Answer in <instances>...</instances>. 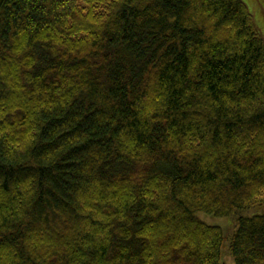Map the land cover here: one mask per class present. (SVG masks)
Here are the masks:
<instances>
[{
  "label": "trees",
  "instance_id": "obj_1",
  "mask_svg": "<svg viewBox=\"0 0 264 264\" xmlns=\"http://www.w3.org/2000/svg\"><path fill=\"white\" fill-rule=\"evenodd\" d=\"M262 195L264 37L242 0H0V264H221L196 214ZM229 252L264 264V212Z\"/></svg>",
  "mask_w": 264,
  "mask_h": 264
},
{
  "label": "rangeland",
  "instance_id": "obj_2",
  "mask_svg": "<svg viewBox=\"0 0 264 264\" xmlns=\"http://www.w3.org/2000/svg\"><path fill=\"white\" fill-rule=\"evenodd\" d=\"M242 1L247 6L249 12L252 14L255 25L259 29L261 35L264 37V21L262 22L258 14V10H259L258 4L260 5V9H261L262 7H264V0H260L259 3L258 1L256 3L253 0H242ZM263 198L264 196L262 195L261 199ZM259 212H264L263 207L254 208L246 212L233 211L230 213V215L223 218H216L204 213L196 214V217L205 224L209 226L219 227L223 231L224 244L222 248L221 264H234L233 258L231 257L229 252V242L236 230L238 218L241 217V215L248 217L258 214Z\"/></svg>",
  "mask_w": 264,
  "mask_h": 264
}]
</instances>
